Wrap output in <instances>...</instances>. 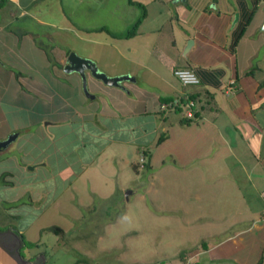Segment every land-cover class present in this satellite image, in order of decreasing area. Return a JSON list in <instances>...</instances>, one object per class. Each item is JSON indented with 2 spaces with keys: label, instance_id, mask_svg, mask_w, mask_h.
I'll return each mask as SVG.
<instances>
[{
  "label": "crops",
  "instance_id": "1",
  "mask_svg": "<svg viewBox=\"0 0 264 264\" xmlns=\"http://www.w3.org/2000/svg\"><path fill=\"white\" fill-rule=\"evenodd\" d=\"M110 1L0 0V141L15 133L0 155L12 145L20 160L0 166L2 197L17 187L11 201L24 197L26 208H12L31 213L54 178L69 181L108 146L134 149L149 167H168L170 201L190 202L193 219L205 223L204 239L177 256L180 264H264V0H133L145 15L128 37L115 35L139 13L115 26ZM65 5L74 11L75 54L108 76L128 74L120 87L86 72L87 98L78 74L63 71L69 50L53 42L70 25ZM177 67L198 83L182 86ZM184 98L195 102L191 118L182 116ZM76 141L90 153L68 161ZM20 229L0 228V264H48Z\"/></svg>",
  "mask_w": 264,
  "mask_h": 264
},
{
  "label": "rangeland",
  "instance_id": "2",
  "mask_svg": "<svg viewBox=\"0 0 264 264\" xmlns=\"http://www.w3.org/2000/svg\"><path fill=\"white\" fill-rule=\"evenodd\" d=\"M124 1H110L114 5L112 21L115 26L131 22L139 13L138 8L126 7ZM65 7L69 8L64 12L70 25L64 35L61 34L60 41L53 43L64 51L75 53V47L80 49L74 41V11L72 5ZM102 7L97 12L96 23H101L107 13L106 6ZM148 10L144 28L153 19L150 4ZM121 13L124 16L120 19ZM68 144L66 152L71 150L66 156L68 161L73 154L87 156L90 153L85 152L88 147L83 149L78 141L71 146ZM116 146H108L69 181L54 178L51 193L36 202L34 206L37 205L38 209L31 213L24 211L17 215V208H12L17 205L26 208L23 206L26 203L24 197L14 203L11 201L12 192L18 195L17 187L13 191L5 189L11 197L9 200L2 197L0 190V228L21 230L22 227L27 230L25 236L37 239V248L48 264H180L177 255L197 247L196 243L204 239L205 223L193 219L192 211L188 210L190 202L183 199L184 190L183 196L180 195L181 203L170 201L167 166H156L153 162L151 167L144 168L146 155L144 158L134 149L128 148L125 152ZM0 158L12 160L3 162L2 168L10 162V165L20 162L12 145L1 153ZM132 163H135L134 170ZM160 179L163 184L159 183ZM115 193L119 197L117 202L112 201L103 207L105 199ZM50 226L59 230L38 232Z\"/></svg>",
  "mask_w": 264,
  "mask_h": 264
},
{
  "label": "water",
  "instance_id": "3",
  "mask_svg": "<svg viewBox=\"0 0 264 264\" xmlns=\"http://www.w3.org/2000/svg\"><path fill=\"white\" fill-rule=\"evenodd\" d=\"M260 30L264 32V20L261 24ZM189 41L187 42V44ZM186 44V45H187ZM63 71L66 73L75 72L80 77L81 81V90L83 94L90 98L91 95L87 92L86 82H85V73L88 72L92 77L98 79L103 84L108 86L120 87V82L124 79H129L128 74H120L115 76H108L102 71L97 69V66L88 58L81 57L75 54L73 51H69L65 57V63L63 65ZM15 133L10 134L4 140L0 141V150L7 145L13 138ZM31 168V166H27Z\"/></svg>",
  "mask_w": 264,
  "mask_h": 264
},
{
  "label": "built area",
  "instance_id": "4",
  "mask_svg": "<svg viewBox=\"0 0 264 264\" xmlns=\"http://www.w3.org/2000/svg\"><path fill=\"white\" fill-rule=\"evenodd\" d=\"M172 75L182 86H193L199 81L195 73L188 68H174ZM179 107L184 118H191L195 109V102L192 98H184L179 102ZM261 198L264 202V190L261 192Z\"/></svg>",
  "mask_w": 264,
  "mask_h": 264
},
{
  "label": "trees",
  "instance_id": "5",
  "mask_svg": "<svg viewBox=\"0 0 264 264\" xmlns=\"http://www.w3.org/2000/svg\"><path fill=\"white\" fill-rule=\"evenodd\" d=\"M127 3L128 4H131V5H134V6H136L137 8H139V10H140V12H139V15L137 16V18L134 20V22L125 30V32L123 33V34H120V35H115V36H117V37H128V36H131L132 34H134V31H135V29H136V27H137V25L140 23V21H141V19L144 17V15H145V12H144V6L141 4V3H138V2H134L133 0H127ZM99 29H104V28H99ZM68 51H66V53H67ZM250 72V71H249ZM158 141V140H157ZM147 156V155H146ZM146 167H144V168H147L148 167V165H147V163H145L144 164ZM132 169L134 170L135 169V166L134 165H132ZM4 175H5V173H2L1 175H0V181L2 182V183H5L3 180H2V178L4 177ZM118 193L116 194H112L109 198H107V199H105V201L102 203V206L103 207H105L106 205H108L109 203H112V201L113 202H117V200H118ZM93 208H95V206H93L92 207V209ZM2 229H5V228H2ZM43 230H59L58 228H53V227H44V228H41L40 229V231H43ZM20 237V241L22 242V243H27L25 240H24V238H23V236L22 235H20L19 236ZM202 242V241H201ZM182 255V254H181ZM181 255H177L178 257L179 256H181Z\"/></svg>",
  "mask_w": 264,
  "mask_h": 264
}]
</instances>
